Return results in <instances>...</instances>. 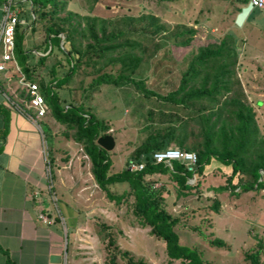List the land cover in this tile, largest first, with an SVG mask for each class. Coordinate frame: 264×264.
Wrapping results in <instances>:
<instances>
[{"label":"rangeland","instance_id":"obj_1","mask_svg":"<svg viewBox=\"0 0 264 264\" xmlns=\"http://www.w3.org/2000/svg\"><path fill=\"white\" fill-rule=\"evenodd\" d=\"M16 2L13 5L19 9V17L28 24L24 46L31 48L40 44L45 37L42 22L32 21L27 0ZM241 5L240 0H66L65 8L59 15L65 16L70 11V22L78 30H84L85 17H93L96 25L104 20L106 30L120 23L126 16L156 17L162 27L153 35H150L148 29L144 31L147 37L142 38V45L134 49L141 55V60L132 76L143 78L146 86L159 93H165L176 86L185 59L198 45L217 40L223 33L233 31L237 47L235 76L244 100L252 105L256 124L264 139V9L253 7L250 15L237 26L232 21ZM180 22L191 25L195 30L192 40L185 46L174 45L170 39V33ZM30 23L33 29L28 28ZM138 24L134 19L128 26L136 27ZM59 35L62 40L63 33ZM77 38L81 47L88 40L85 35L77 34ZM31 51L32 54L27 57L28 62H33L35 56L42 53L32 48ZM55 58L53 53L46 57L44 65L37 70L39 76H46L49 64ZM61 70L58 68L59 73ZM90 74L78 68L67 83L73 89L69 91L63 88L59 93L66 98L71 94L75 102L81 101L95 117L109 126L106 132L113 137V146L107 150L111 162L109 172L123 167L132 149L154 129L164 132L173 127L169 145L179 147L176 144L178 137H183L186 145L200 142V125L195 109L200 105L204 108L202 112L211 109L205 100L193 101L186 107L172 105L156 96H143L129 83L119 86L103 83L81 91V85L86 84ZM13 75L16 76V72ZM14 84L11 83L12 88ZM35 120H38L44 131L46 126L41 122L49 123L47 134L51 135L52 143L48 145L45 141L46 151L52 150L51 155L56 156L61 164L71 158L64 167L65 171L59 174L50 164L51 192L55 199L49 197L45 185L48 198L44 200L48 212L62 219L58 217V224L64 234L62 242L67 255L65 264H105L107 230L114 239L115 245L112 244L111 248L115 251L116 264H129L120 255L123 250L134 259H141L143 264H181L178 259H168L163 241L150 234L148 226H141L137 222L131 211V196L118 203L107 199L90 173V162L81 144L63 135L65 126L55 121L49 110ZM48 135L46 137L43 134L47 141L50 139ZM73 162L80 163L77 172L72 170ZM229 173L228 166L211 159L204 166L202 174L194 173L187 179L188 183L197 185L186 195L176 194L177 186L168 173L145 176L154 180V186L161 188L165 209L177 216L174 230L180 243L195 246L201 257L211 264H248L244 253L255 249L259 241L260 264H264V187L246 191L235 188L236 194L229 191V188L214 191V186L226 182ZM57 177H60L58 181ZM237 178L238 175H234L231 183H235ZM109 188L113 192H120L127 185L125 182H116L110 184ZM58 189L62 192L61 198L66 201V206L60 200ZM215 198L219 202L216 212L209 207ZM72 222L82 225L79 230L81 238L77 239L75 245L76 253L71 245ZM214 236L224 240L225 245L210 244L208 239ZM71 249L74 255H71Z\"/></svg>","mask_w":264,"mask_h":264},{"label":"trees","instance_id":"obj_2","mask_svg":"<svg viewBox=\"0 0 264 264\" xmlns=\"http://www.w3.org/2000/svg\"><path fill=\"white\" fill-rule=\"evenodd\" d=\"M27 1L30 18L32 21L40 20L45 32L43 41L31 48L42 53L36 55L33 62H28L27 57L32 51L30 47L24 46L27 27L26 24L17 23L14 31L15 59L24 78L37 83L38 91L52 118L65 126L63 135L81 144L84 154L89 159L90 173L96 184L104 191L107 199L117 203L128 196L132 197L131 211L137 222L141 226H148L150 234L163 241L168 259H178L181 264H211L201 257L195 246L178 241L177 232L174 230L178 218L165 209L161 188L154 186L152 182L154 180L145 175L168 173L177 186L176 194L186 195L197 185L188 183L187 179L194 173L202 174L204 166L214 159L230 169L226 182L214 186V191L220 192L229 188V191L236 194L235 188L246 191L264 187V139L256 124L252 105L244 100L235 76L234 67L237 61L235 33L230 30L217 40L198 45L185 59L176 86L165 93H159L146 86L143 78L132 76L141 60V55L134 49L142 45V38L147 37L144 31L148 29L150 35H153L162 27L156 17L126 16L109 30L105 29L104 20L96 25L93 17H85L84 30H78L70 22V11L65 16L59 15L65 8L66 0ZM240 1L242 5L237 8V12L248 0ZM249 12L246 17L250 15ZM134 19L140 24L129 28L128 25ZM28 28L33 29V25L30 23ZM194 31L191 25L177 23L170 33L171 43L178 46L189 44ZM59 33H63L62 40ZM77 34L85 35L88 39L83 47L77 43ZM52 53L56 58L49 64L46 76H39L38 68L44 65L46 57ZM105 66L110 68L106 69ZM58 68L62 69L60 73ZM78 68L91 73L86 84L81 85V91L93 89L103 83L115 86L129 83L143 96H156L172 105L186 107L193 101L208 102L211 109L202 112L204 110L202 105L195 109L200 125V142L186 145L183 143V137L176 140L179 148L194 152L193 167L188 168L177 159H172L169 164L152 160L153 150L169 145L173 137V127H170L164 132L157 129L148 132L132 149L123 167L109 172L111 162L108 151L95 142L97 136L107 133L109 126L95 117L81 101L75 102L71 94L66 98L59 93L63 88L69 91L73 89L67 83ZM28 98L29 94L20 88L16 102L27 111L25 101ZM147 113L150 114L149 110ZM41 129L47 137V126L46 131L42 127ZM45 141L50 145V140L47 141L46 138ZM49 151L48 160L51 162L52 150ZM130 159L142 162V168L128 169L126 163ZM234 175H238L237 181L231 183ZM116 182H125L127 188L113 192L109 185ZM218 203L216 198L213 199L209 204L210 209L216 212ZM101 225L106 226L103 223ZM106 237L105 264H116L115 251L111 248L112 244L115 245L114 239L109 230L106 231ZM208 242L216 246L225 245L224 240L216 236L209 238ZM256 245L255 249L244 253L248 264H260L261 243L258 241ZM120 255L124 256L129 264L144 263L141 259H134L126 250L121 251Z\"/></svg>","mask_w":264,"mask_h":264},{"label":"crops","instance_id":"obj_3","mask_svg":"<svg viewBox=\"0 0 264 264\" xmlns=\"http://www.w3.org/2000/svg\"><path fill=\"white\" fill-rule=\"evenodd\" d=\"M13 79V73H0V264H65L64 234L58 217L62 219L45 208L44 200L48 197L41 152L43 132L37 118L28 117L10 103V100L16 102L21 88ZM11 83H15L13 88ZM28 111L32 117V110ZM42 123L48 131L49 123ZM49 137L51 144L52 137ZM69 161L71 158L61 164L52 156L49 164L59 174L65 171ZM72 165V170L77 172L80 163ZM61 193L58 189L60 200L66 206ZM75 224H70L73 251L77 249V239L81 238L82 226ZM72 249L71 255H74L76 251L73 254ZM51 254H58V260L51 261Z\"/></svg>","mask_w":264,"mask_h":264},{"label":"built area","instance_id":"obj_4","mask_svg":"<svg viewBox=\"0 0 264 264\" xmlns=\"http://www.w3.org/2000/svg\"><path fill=\"white\" fill-rule=\"evenodd\" d=\"M252 8L264 9V0H250ZM15 0H2L1 13H0V73L9 72V74L16 72L15 79L25 93L29 94V98L25 101V106L32 110L33 116L27 110L20 107L17 102L10 100L15 108L24 112L28 117L35 119L43 116L48 110L47 105L38 91V85L36 82L26 80L20 67L14 56V31L15 25L27 24L26 20L19 17V9L14 6ZM42 156L44 159V177L46 181L47 189L52 200L55 199V195L51 192L52 188V176L51 167L47 157V151L45 149V140L42 138L41 147ZM152 160L154 162L163 161L168 163L172 159L182 161L188 168H192L195 161V154L191 150H183L175 145H167L164 148L153 150L151 153ZM143 163L135 160H128L126 167L130 170H139L142 168Z\"/></svg>","mask_w":264,"mask_h":264},{"label":"water","instance_id":"obj_5","mask_svg":"<svg viewBox=\"0 0 264 264\" xmlns=\"http://www.w3.org/2000/svg\"><path fill=\"white\" fill-rule=\"evenodd\" d=\"M251 8V2L248 0L247 3L242 6L238 12H236L233 19L234 24L237 26L241 25ZM95 142L105 150H109L113 146V137L109 133H105L103 135L97 136ZM49 258L51 261L56 259L58 260L59 255L51 254Z\"/></svg>","mask_w":264,"mask_h":264}]
</instances>
